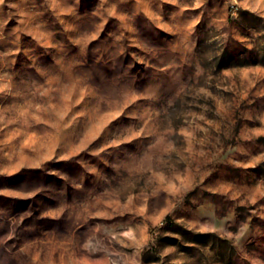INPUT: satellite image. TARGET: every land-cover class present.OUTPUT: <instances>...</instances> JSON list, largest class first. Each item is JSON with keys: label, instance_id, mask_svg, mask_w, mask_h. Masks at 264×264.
Listing matches in <instances>:
<instances>
[{"label": "rangeland", "instance_id": "rangeland-1", "mask_svg": "<svg viewBox=\"0 0 264 264\" xmlns=\"http://www.w3.org/2000/svg\"><path fill=\"white\" fill-rule=\"evenodd\" d=\"M0 264H264V0H0Z\"/></svg>", "mask_w": 264, "mask_h": 264}]
</instances>
